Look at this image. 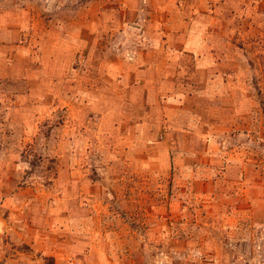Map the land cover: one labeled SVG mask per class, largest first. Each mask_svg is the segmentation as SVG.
I'll list each match as a JSON object with an SVG mask.
<instances>
[{
    "label": "rangeland",
    "instance_id": "rangeland-1",
    "mask_svg": "<svg viewBox=\"0 0 264 264\" xmlns=\"http://www.w3.org/2000/svg\"><path fill=\"white\" fill-rule=\"evenodd\" d=\"M0 264H264V0H0Z\"/></svg>",
    "mask_w": 264,
    "mask_h": 264
},
{
    "label": "crops",
    "instance_id": "crops-1",
    "mask_svg": "<svg viewBox=\"0 0 264 264\" xmlns=\"http://www.w3.org/2000/svg\"><path fill=\"white\" fill-rule=\"evenodd\" d=\"M185 50H187V49H185Z\"/></svg>",
    "mask_w": 264,
    "mask_h": 264
}]
</instances>
